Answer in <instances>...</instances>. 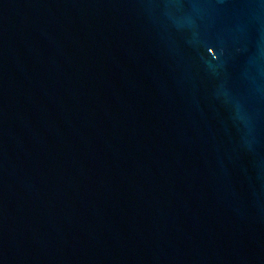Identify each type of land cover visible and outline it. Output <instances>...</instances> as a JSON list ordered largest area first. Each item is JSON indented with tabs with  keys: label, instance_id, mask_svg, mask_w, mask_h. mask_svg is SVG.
Returning <instances> with one entry per match:
<instances>
[{
	"label": "water",
	"instance_id": "1",
	"mask_svg": "<svg viewBox=\"0 0 264 264\" xmlns=\"http://www.w3.org/2000/svg\"><path fill=\"white\" fill-rule=\"evenodd\" d=\"M0 264H264V0H0Z\"/></svg>",
	"mask_w": 264,
	"mask_h": 264
}]
</instances>
